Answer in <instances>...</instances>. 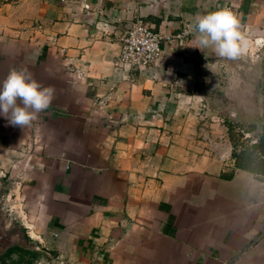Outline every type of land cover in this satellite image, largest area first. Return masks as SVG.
<instances>
[{
  "label": "crops",
  "instance_id": "1",
  "mask_svg": "<svg viewBox=\"0 0 264 264\" xmlns=\"http://www.w3.org/2000/svg\"><path fill=\"white\" fill-rule=\"evenodd\" d=\"M224 8L261 59L249 85L189 28ZM137 21L165 37L150 69L120 62ZM0 30V86L27 70L55 90L24 128L0 115L34 264H264V176L236 166L215 103L255 95L261 130L264 0H0Z\"/></svg>",
  "mask_w": 264,
  "mask_h": 264
},
{
  "label": "clouds",
  "instance_id": "2",
  "mask_svg": "<svg viewBox=\"0 0 264 264\" xmlns=\"http://www.w3.org/2000/svg\"><path fill=\"white\" fill-rule=\"evenodd\" d=\"M189 28L197 34L199 46L213 47L220 57L238 59L253 44L241 31L236 14L227 8L198 18ZM54 98V88L43 86L30 72L12 70L0 86V115L10 124L24 128L36 120ZM39 264L44 262L40 261Z\"/></svg>",
  "mask_w": 264,
  "mask_h": 264
},
{
  "label": "rangeland",
  "instance_id": "3",
  "mask_svg": "<svg viewBox=\"0 0 264 264\" xmlns=\"http://www.w3.org/2000/svg\"><path fill=\"white\" fill-rule=\"evenodd\" d=\"M2 37V30H0V38ZM250 57L252 60H250ZM260 61L261 59H259L257 53L253 54L252 58L248 50L242 62L238 59L235 61L232 59L231 64L235 62L242 66L245 85H249L251 72L258 71L260 75ZM4 64L5 63L0 62V67L2 68ZM259 80H261L260 77ZM222 100L224 102L215 100L217 106H220V109H216V111H219L220 115L226 116V118H231V120L230 118L226 119L222 128L227 134V138L230 140L231 144L233 146L235 144L239 145L242 142L240 135H243V133L249 129V124L246 121L256 115L257 110L253 108L256 100L255 95L242 92L234 97L232 94H229V96L222 97ZM227 123L231 124L233 129H229ZM244 134V139H251L246 136L247 133ZM237 147L240 148L241 146ZM27 225L28 221L25 218L24 209L19 200V190L17 189V185L13 184L11 180V172L0 169V259L10 247L18 246L25 249L36 246L38 240H36L35 236L32 234L31 229H29L30 226L28 228ZM23 256V264H27L32 260L30 255ZM20 258L21 256L19 255H13V260L15 262H19ZM9 263H11V261H9Z\"/></svg>",
  "mask_w": 264,
  "mask_h": 264
},
{
  "label": "built area",
  "instance_id": "4",
  "mask_svg": "<svg viewBox=\"0 0 264 264\" xmlns=\"http://www.w3.org/2000/svg\"><path fill=\"white\" fill-rule=\"evenodd\" d=\"M182 39L183 36H179ZM165 37L156 33L137 21L131 24L123 40L120 62L131 69H150L160 59L162 54L161 43ZM250 138V135H246ZM257 143L256 139L252 144Z\"/></svg>",
  "mask_w": 264,
  "mask_h": 264
},
{
  "label": "trees",
  "instance_id": "5",
  "mask_svg": "<svg viewBox=\"0 0 264 264\" xmlns=\"http://www.w3.org/2000/svg\"><path fill=\"white\" fill-rule=\"evenodd\" d=\"M229 129L232 128V125L227 123ZM255 135L256 138L252 137L251 139H244L245 134ZM243 135H240L241 144L234 145L233 158L236 162V166L258 175L264 176V123L261 126V130L258 132V127L256 125H251ZM244 139V140H243ZM256 139L257 143L252 144V140ZM237 146H241L240 148ZM21 256L20 261L15 262L13 260V255ZM29 255V252H26ZM24 250L21 247L14 246L10 247L6 253L0 259V264H23L24 261ZM32 260L27 264H34L35 260L34 254H30ZM11 261V263H9Z\"/></svg>",
  "mask_w": 264,
  "mask_h": 264
}]
</instances>
